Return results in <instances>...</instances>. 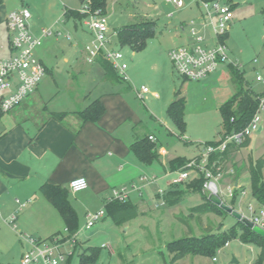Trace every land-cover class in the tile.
<instances>
[{"label": "rangeland", "instance_id": "rangeland-1", "mask_svg": "<svg viewBox=\"0 0 264 264\" xmlns=\"http://www.w3.org/2000/svg\"><path fill=\"white\" fill-rule=\"evenodd\" d=\"M108 1V15L105 16L113 42L116 41L113 34L127 25L144 21L156 23V36L148 41L143 52L134 54L128 47L120 48L116 44L111 46L121 51L128 64L126 81L120 77L118 81L105 82L101 65L98 62L91 65L86 63L84 50L93 39L90 30L83 23L76 27L74 22L63 18L66 8L82 9L80 0H0V56L8 51L9 33L5 15L11 10L18 7L29 9L32 14L30 28L34 33L53 30L51 36L43 37L39 49L40 57L50 72L45 74L38 86H42L45 98L44 101L36 100L33 116L45 108L58 113L80 112L102 96L103 99L111 98L112 106H116L115 98L121 97L125 98L142 121L141 125L136 126L139 133H154L159 139L158 159L150 165H142L139 174L141 179L134 177L133 182L126 179V185L117 188L126 189L127 192L134 189L138 191L144 184H148L142 189V194L138 192L133 200L139 208L137 218L122 226L115 225L109 218H103L91 229H86L87 220L80 216L78 249L75 251L74 246H66V252L72 250L75 253L70 261L67 257L62 264H79V256L87 248L100 250L96 264H232L233 260L238 264H259L260 248L254 243H242L240 232L237 239L229 242L228 247L218 249L215 260L192 254L173 263L174 256L168 249L170 243L187 237L203 238L210 232L229 235L237 220L227 213L219 215L218 212L205 214L200 209L195 211L203 204L201 195L187 192L184 187H173L169 182L173 178L170 174L173 160H190L200 156L206 144L221 139V107L236 94L234 72L241 76L244 87L254 95L260 97L264 94V0H232L236 6L231 11L234 22L226 38L229 62L226 68L221 66L202 81L184 80L170 63L167 54L174 43L186 45L192 38L189 24L201 18L202 5L197 0H182L184 8L181 10H177L167 0ZM204 23L211 34L210 20L204 19ZM207 42L209 45L215 43L212 39ZM175 47L178 48L177 45ZM231 66L236 71H232ZM258 77L263 81H258ZM142 86L150 90L144 101L137 97ZM175 90H181L184 97V133L167 116V108ZM154 94L160 98L156 99ZM13 110L10 113L0 112V146L5 132L14 125ZM20 117H24V114L16 116L17 119ZM67 121L70 124L82 122L77 114H71ZM259 124L264 126V109L259 114ZM249 138L250 145L234 154L231 161L237 160L240 155H244L245 161L250 157L256 160L263 155L264 130L260 133L252 132ZM246 166L245 162H241L236 167L239 178L237 188L233 180L227 181L225 167L220 184L226 189L225 203L250 217V208L257 210L258 204L252 197ZM189 175V181L198 177L191 170ZM228 189L238 194L235 201L229 197ZM174 190L184 191L183 200L176 205H170L158 197L160 191L168 195ZM71 194L70 201L78 209L79 215H85L87 205L93 209L91 211L99 207L98 202L87 194ZM61 236H66L64 227L61 228ZM24 247L25 241L6 221L4 223L0 219V264H20Z\"/></svg>", "mask_w": 264, "mask_h": 264}, {"label": "crops", "instance_id": "crops-1", "mask_svg": "<svg viewBox=\"0 0 264 264\" xmlns=\"http://www.w3.org/2000/svg\"><path fill=\"white\" fill-rule=\"evenodd\" d=\"M21 8L18 7L15 10ZM15 10H11L10 12ZM10 12H7L5 15V23ZM200 13V20L194 22L198 28H203L204 35L207 40H210L212 39V34L207 31V27H203L205 19L203 9H201ZM42 32L43 30H40L36 33L33 32V34L41 36ZM110 36L111 33H109V38L111 46H113L115 43ZM113 36L116 37V33ZM176 45L181 47L178 43H174L167 50L168 58L169 52L177 48L175 47ZM41 46L36 50L35 54L44 64L40 57L39 49ZM9 56L10 52L8 49L0 57L6 58ZM85 61L88 63L86 55ZM45 67L47 68V73L50 72L46 65ZM226 67L227 64L222 66V68ZM227 70L229 71L230 69ZM104 81L110 82L105 77ZM235 89L237 90V87ZM176 93L177 91L175 90L173 99L169 104L174 101ZM44 95L42 86L37 87L36 91L29 98L13 110V118L15 117L14 125L11 129H7L3 136L4 138H1L3 144L0 146V219L4 223L6 221L20 238L21 236L18 231L22 234L27 232L34 238L43 241H45L44 238H50L58 233L61 234V228H65V222L57 209L40 193L42 185L61 186L68 190L69 196L71 193L74 195L87 194L91 199L98 202L99 207L95 208L94 211H91L93 209L87 205L85 215L82 213L79 215L78 209L70 201L69 197V202L77 213L80 225V216L86 218L90 212L105 209V205L111 198L114 189H119L121 186L126 185L128 180H132L133 182L134 177L141 179V175L139 174L142 172L143 164L131 151V146L138 139L149 138L150 136L155 138L154 143L156 146L160 145L158 143L159 139L154 133L141 135L142 133L140 134L138 129H136V126L141 125L142 121H140L129 103L125 101V98H115L116 106H112L111 98L103 99L104 96L96 98L95 101L100 100L105 107V114L101 120L96 123L83 124L82 122L75 121V123L70 124L67 121L68 117L78 112H65L64 114L67 115L62 122L53 118V114L58 112H50L46 108L40 114L36 116L32 115L35 110L34 103L36 100L44 101ZM159 98L158 95L156 99ZM22 113L24 117L17 119L16 116ZM261 128V132H263L264 126L261 125ZM238 152L228 155V158L224 162L227 181L233 180L236 188L239 183V178H236V167L241 162H245L247 166L249 164L248 159L245 161L244 155H240L237 160L231 161V157ZM163 154H165L164 151L162 152ZM200 156L198 155L195 158ZM231 171L233 173H230ZM170 174L173 177L169 182L171 185L177 172ZM78 178H85L88 182V188L74 193L71 191L69 184ZM126 179L128 180L126 181ZM147 185L144 184L141 190L138 191L135 189V191L130 190L128 192V200L134 204L133 200L137 193L141 192L142 194V189ZM101 201L103 202L101 203ZM13 218H15L17 231L9 224ZM32 224L36 225V227H30ZM78 237L79 233L77 241ZM27 249L28 245L26 244L24 250L26 251Z\"/></svg>", "mask_w": 264, "mask_h": 264}, {"label": "built area", "instance_id": "built-area-1", "mask_svg": "<svg viewBox=\"0 0 264 264\" xmlns=\"http://www.w3.org/2000/svg\"><path fill=\"white\" fill-rule=\"evenodd\" d=\"M202 5L204 18L210 20L212 26V40L214 45H209L202 29L192 21V38L181 47L172 49L169 52V60L177 73L187 81H202L215 73L221 66L229 62V48L222 39L229 33L233 23L231 14L232 8L222 2H206L198 0ZM177 10L184 8L182 0H167ZM91 0H87L80 12L88 15V19L83 22L92 33L93 40L88 45L84 53L89 64H93L100 59L110 62L118 75L125 81L128 80L126 72L128 64L125 62L121 51H116L111 47L109 38V26L107 16L100 11L91 10ZM32 14L27 8L12 11L6 18V28L9 33L10 56L0 57V112L8 113L20 106L29 98L39 86L41 79L47 73L45 65L37 58L35 52L42 45L45 36H51L53 30H43L41 36L33 34L30 28ZM203 27H208L203 24ZM262 82V78L258 77ZM150 93L146 86H142L137 97L144 101L145 96ZM158 98V95H154ZM264 109V99H262L259 111L251 124L243 131L227 137L218 145H206L200 157L190 160L182 170L177 172L172 180V186H179L190 178L189 171L204 175L202 190L208 195L211 194V184L217 185V194L224 201L225 187L220 184L223 177V166L218 161L210 163V158L215 154H223L230 145L241 146L252 132H259V114ZM149 140L155 142V138L150 136ZM230 173H233L231 171ZM146 181V178H144ZM72 192L77 193L88 188L85 178H78L69 184ZM230 198L234 197L232 189L227 190ZM129 193L126 189H114L109 201L118 200L124 202L128 200ZM160 197L165 195L164 191L159 192ZM225 202V201H224ZM251 216L248 217L255 225L264 230V208L254 210L250 208ZM106 211L90 213L86 216V229H91L97 222L105 218ZM245 216V215H244ZM9 224L17 231L15 218ZM21 238L28 245V249L22 256L20 264H62L67 257L72 256L74 251H65L66 246H74L77 242L78 233L67 239L68 230L65 229L66 236H56L52 240L43 241L32 236L20 233ZM67 239V240H66ZM229 243L225 245L228 247ZM215 260V259H214Z\"/></svg>", "mask_w": 264, "mask_h": 264}, {"label": "trees", "instance_id": "trees-1", "mask_svg": "<svg viewBox=\"0 0 264 264\" xmlns=\"http://www.w3.org/2000/svg\"><path fill=\"white\" fill-rule=\"evenodd\" d=\"M82 6L87 0H80ZM198 1V0H197ZM206 2H222L230 5L233 9L236 4L232 3V0H202ZM198 3H200L198 1ZM91 10L93 12L100 11L102 15H107L109 1L108 0H91ZM88 17L86 14H82L80 10L65 9L63 18L65 21L74 22L77 27L79 23H83ZM156 36V23L151 21H144L132 25L123 27L116 33V41L114 42L120 48L128 47L134 53L143 52L148 44V41ZM228 34L222 39L226 42ZM103 71L104 77L107 81H118L120 76L113 67V65L103 59L98 60ZM97 61V62H98ZM232 71L236 69L231 66ZM234 84L237 87L236 94L227 101L221 107L222 114V133L221 139L218 142H212L206 145H218L224 141L227 137L234 134L243 132L253 121L257 115L264 94L260 97L254 95L251 90L246 89L243 84V79L239 74H235L233 78ZM185 102L182 96L181 90H178L174 101L167 109V116L171 119L176 127L182 132H185L184 121ZM105 114V107L96 100L91 103L86 109L78 112L77 115L81 119L83 124L96 123ZM67 114L56 113L53 114V118L62 122ZM250 145V138H248L241 146L230 145L228 150L223 154H215L210 158V163L218 161L224 167V162L228 158V155L240 151ZM131 151L139 159L142 164H152L153 161L158 159L157 146L154 142H151L149 138L138 139L132 146ZM190 160L175 159L171 162V171L179 172ZM246 171L250 177V186L253 199L257 202L258 208H264V155L259 159L254 160L249 158V164L246 167ZM236 178H238V170H236ZM190 179V178H189ZM188 179V180H189ZM204 183V175L198 174V177L192 181H185L178 187H184L187 192L199 193L202 197L203 204L194 209H200L205 214L219 213V215H225L219 208L214 206L208 200V194L202 190ZM40 193L57 209L61 217L65 222V229L68 230L69 236L67 239L75 236L79 231V219L74 208L69 202L68 190L61 186L44 184L40 187ZM184 191H172L168 195H164L162 199L168 201L170 205H176L183 200ZM238 195V194H237ZM237 195L234 193L233 200H236ZM160 197V196H158ZM233 201V202H234ZM258 210V209H257ZM106 216L115 225L122 226L137 218L139 214V208L131 201L126 200L124 202L114 200L107 201L105 205ZM239 232L241 233V241L244 244L254 243L260 248L259 264L264 263V239L256 235L252 230L244 226L242 223L237 222L233 227L229 235H217L212 232L208 233L203 238L187 237L179 241L172 242L168 245V249L174 256L173 263L185 259L188 255L197 254L207 258H215L219 248L225 247L231 240L237 239ZM58 233L52 236L49 240H52L56 236H60ZM33 237V236H32ZM66 239V240H67ZM45 240V241H49ZM78 241L75 245V251L78 249ZM74 251V253H75ZM69 256V261L73 258ZM100 258V250L97 248H87L84 253L80 254L79 264H96ZM70 264V263H69Z\"/></svg>", "mask_w": 264, "mask_h": 264}, {"label": "water", "instance_id": "water-1", "mask_svg": "<svg viewBox=\"0 0 264 264\" xmlns=\"http://www.w3.org/2000/svg\"><path fill=\"white\" fill-rule=\"evenodd\" d=\"M262 131L260 128L259 133ZM211 194L208 197L210 203L216 205L223 212L236 218L237 222L242 223L244 226L252 230L256 235L264 239V230L259 226L255 225L248 217L244 216L242 213L237 212L234 208L227 205L221 197L217 194V185L215 183L211 184ZM232 264H238L236 260H233Z\"/></svg>", "mask_w": 264, "mask_h": 264}]
</instances>
